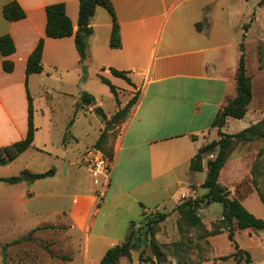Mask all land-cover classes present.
Wrapping results in <instances>:
<instances>
[{
  "label": "crops",
  "instance_id": "obj_1",
  "mask_svg": "<svg viewBox=\"0 0 264 264\" xmlns=\"http://www.w3.org/2000/svg\"><path fill=\"white\" fill-rule=\"evenodd\" d=\"M9 1L0 0V36L10 34L15 51L9 55L0 51V146L20 140L27 133L26 61L39 38L44 37L43 70L28 76L37 128L29 148L37 145L38 133L42 131L45 137L37 149L59 163V167L52 166L55 173L46 177L63 172L74 181L75 188L68 196L69 201L59 210L63 219L53 224L67 230L65 235L69 243L81 233L87 241L97 216L117 207H123L128 215H133L138 204L146 208L144 204L151 202L154 208L161 209L172 202L169 209L172 210L183 196L200 194L198 189H192L190 161L208 139H214L218 128L212 123L217 112L237 95L242 42L245 53L248 44L256 48V75H251L252 99L244 117L229 116L221 129L229 133L240 131L264 118V66L259 67L258 51L264 42V1L112 0L120 22V47L110 45L112 18L108 11L106 14L100 8L103 6L97 5L90 19L93 31L87 40L88 58L83 62L74 34L78 28L79 0H17L26 12V16L18 20H9L3 14V6ZM54 2L65 3L74 28L72 35L50 37L45 34V6ZM197 22H201L200 28ZM258 26H261L260 33L252 36ZM4 59L13 61L12 71L4 70ZM84 65L98 69L99 74L111 82L122 78L115 76L111 67L127 70L133 84L123 78L126 85H116L117 90L129 85L138 92L137 100L119 121L114 137L102 144L112 155L113 170L110 185L100 203L96 197L99 186L94 178L84 176L82 171L85 168L90 172L85 152L94 146L103 131V118L95 110L102 101L94 96V104L82 105L81 95L85 91H75V86L82 82ZM56 95L69 97L77 104L64 131H60L52 114ZM38 100L41 102L39 107ZM127 102L126 98L119 99L114 113ZM78 107L100 117L98 135L86 147H80L79 135L74 132L81 119ZM234 119L243 122L238 130L229 128ZM54 133H60L58 143L54 142ZM216 152L213 150L207 155L214 157ZM208 159L204 157L203 170L195 171L196 174H207ZM23 170L35 172L25 167L15 175H20ZM28 175L18 182L0 181L19 185L21 198H26L33 183L38 181L28 182ZM204 179H196L198 187ZM18 210L25 213L15 207L16 213ZM105 226L110 228L109 224ZM95 236L108 240L101 257L108 247L119 243L113 234L97 233ZM123 257L126 256L120 261Z\"/></svg>",
  "mask_w": 264,
  "mask_h": 264
},
{
  "label": "rangeland",
  "instance_id": "obj_2",
  "mask_svg": "<svg viewBox=\"0 0 264 264\" xmlns=\"http://www.w3.org/2000/svg\"><path fill=\"white\" fill-rule=\"evenodd\" d=\"M100 8L107 14L105 7ZM262 23L261 20L260 25ZM260 27L255 28L252 36L260 33L258 31ZM262 44L258 51L264 56V42ZM246 49L247 72L249 75H256V48L253 44H248ZM82 70V82L78 87L75 86V91H79V93L88 91L97 96L102 101L101 107L106 113L113 115L117 106V98L109 86L103 83L97 75L99 70L90 65H85ZM115 80L112 82L115 86L123 87L126 85L123 78H116ZM124 88L117 90L119 99L126 98L127 101L134 94H138L129 85ZM39 105L41 106V102L38 100L37 106L39 107ZM75 106L77 104H73L69 97L55 96L52 114L58 122L60 131H64L65 126L69 125L73 118L72 113ZM78 110L81 119L74 132L79 135L80 147H86L98 135L100 117L97 113H90L81 107H78ZM119 121L113 119L107 124L102 119L103 137L101 144L100 146L96 143L93 145L108 154L109 151L102 144L114 137ZM242 126L241 120L234 119L229 128H237L238 130ZM53 136L54 142L58 143L60 133H54ZM44 137L45 134L40 131L37 145L29 148L13 162L7 163L8 165L1 164L0 174L15 175L25 167H29L35 172L46 171L54 165L59 167V163L57 164L52 156L37 149L41 146ZM219 137L218 133L214 134V139ZM212 140L210 138L207 142ZM263 147L264 138L252 141L235 140L220 171L219 182L228 187L230 196L237 197L252 213L264 219V202L259 195V193L264 195V152L258 156L259 150ZM211 156L206 155V158ZM254 166L256 167L255 171ZM82 171L84 176L93 178L85 168ZM29 173V170H23L20 176L23 178ZM190 174V181L193 183L192 189L199 190L200 194L196 196L202 195L201 192L207 191V189L202 187V184L201 187H198L197 180L206 178V173L199 172L196 174L195 171H190ZM66 175L60 172L53 177L38 179L37 182L33 183L31 191L27 192L26 198H21L19 185L11 186L0 181L2 184L0 186V264H3L4 261L1 248L3 244L15 238L26 236L37 225L57 224L63 219L59 210L67 204L68 196L75 188L74 181ZM33 181L30 178L28 180L30 183ZM94 182L98 186L100 185V181L95 180ZM190 196H183L181 201ZM171 204L172 202H168L166 207L161 209L154 208V204L151 202L144 204L146 208L138 204L133 215H128L123 207L107 211L104 215L99 214L87 241L84 240V234L81 233L75 236L72 243H69L65 235L67 230L62 228V225L36 229L33 231L32 239L29 242L7 245L5 251L6 264H100L102 258L100 253L104 247H107L108 240L97 237L95 234H113L120 243L126 239L129 232H138L141 242L137 241L135 247L132 248V259L123 257L119 264H149L150 261L153 264H235L237 261L239 264H246L245 253L233 255L236 249L234 241L228 238L227 230L211 234V231L214 230L213 225L222 216L221 203H204L197 209L202 225L191 223L185 215H181L175 208L169 210ZM15 207L25 211V213H21L19 210L16 213ZM143 211L145 215H142ZM164 212H169L167 218L155 224L154 231L147 232V217H153ZM108 224L110 228L105 226ZM234 237L241 248L250 252V264H264V230L256 228L236 229ZM45 246L50 248L51 253ZM140 254L146 258L147 262L139 261ZM227 254L230 256L223 259L222 256ZM62 255L64 257H61Z\"/></svg>",
  "mask_w": 264,
  "mask_h": 264
},
{
  "label": "trees",
  "instance_id": "obj_3",
  "mask_svg": "<svg viewBox=\"0 0 264 264\" xmlns=\"http://www.w3.org/2000/svg\"><path fill=\"white\" fill-rule=\"evenodd\" d=\"M264 0H261L262 3ZM97 5H101L107 9L112 18V29L110 34V45L112 47L121 46V36H120V22L118 20L115 6L112 0H79V16H78V28L74 33V28L69 15L66 12V7L64 2H54L49 3L45 6L46 10V29L45 34L50 37H64L75 34V44L80 55V60L83 62L88 58V36L92 33L93 28L90 25V19L94 15ZM3 14L9 20H18L26 16V12L21 4L17 0H11L3 6ZM201 22H197V27L200 28ZM241 54L239 59L238 73H237V95L230 99L216 114L212 125L218 128V134L220 137L218 139H213L210 142L202 145L196 154L191 158L190 169L192 171L203 170V159L204 157L213 150H216V155L207 160V174L206 178L202 183V187L206 188L205 191L200 196H190L179 204L175 206V209L181 214L185 215L188 220L196 225H202V220L197 212V209L204 203L219 202L222 204V216L216 222L214 230L211 234L221 233L224 230L228 231V238L234 241V246L236 254H246V264H250L251 254L248 250L241 248L238 242L235 240V230L236 229H248L256 228L264 230V219L256 216L252 213L243 203L237 198L230 196V190L228 187L221 182H219L220 171L223 168L228 151L235 143L238 141H252L254 139L264 138V118L257 123H253L240 131L237 132H224L222 127L226 124L227 118L229 116L234 118H242L245 116L248 104L252 99V76L248 74L246 67V53L244 43L240 44ZM261 48V47H260ZM259 48V49H260ZM44 49V37H40L38 43L34 49L30 52L26 61V80L25 86L27 91L28 99V129L24 138L17 140L11 144L0 146V165L7 164L18 157L22 152L32 146L35 139L36 126L34 123V102L33 97L28 89V76L31 73H39L43 70L42 54ZM0 51L3 55H9L15 51V43L10 34H3L0 36ZM260 64L259 67L264 66V56L260 52ZM85 67V65H84ZM83 67V68H84ZM3 68L6 71H12L14 68V63L10 59L3 60ZM111 72L115 76L124 78L127 82L133 84L129 71L120 70L115 67H111ZM100 79L106 83L110 90L113 92L119 102L117 87L111 82L110 79L102 74H99ZM138 94H134L128 102L121 108H119L110 118L107 117L101 106H96V112L106 121L108 124L111 120H121L123 119L130 107L137 100ZM82 105H90L95 103V97L90 92H83L81 95ZM103 131L99 139L96 141V145L100 146L101 138L103 137ZM264 152V147L259 150L258 156L262 155ZM108 155L112 158L111 153ZM254 166V171H255ZM55 169L51 167L50 169L43 172H30V180H36L49 175H53ZM22 179L20 175L13 176H0V180L8 182H18ZM260 198L264 202V195L259 193ZM144 214V211L142 213ZM169 212L159 213L153 217H147V232L154 231V225L165 220ZM55 227L53 224L37 225L32 228L29 233L21 238L14 239L8 243L2 245L4 264H6L5 251L7 245L16 244L20 242H29L32 239V233L36 229ZM141 239L138 236V232L131 233L127 235L126 239L120 243H116L108 247L100 260V264H118L122 256H126L129 259L132 258V248L135 247L136 242ZM45 248L51 253L50 248L45 246ZM230 254L223 255V259H227ZM61 257H64L63 255ZM139 261L147 262L141 254L139 255ZM149 264H153L152 261ZM235 264H239L237 261Z\"/></svg>",
  "mask_w": 264,
  "mask_h": 264
},
{
  "label": "built area",
  "instance_id": "obj_4",
  "mask_svg": "<svg viewBox=\"0 0 264 264\" xmlns=\"http://www.w3.org/2000/svg\"><path fill=\"white\" fill-rule=\"evenodd\" d=\"M86 165L96 181H100L97 200L101 202L110 185L113 161L101 148L91 147L85 152Z\"/></svg>",
  "mask_w": 264,
  "mask_h": 264
},
{
  "label": "water",
  "instance_id": "obj_5",
  "mask_svg": "<svg viewBox=\"0 0 264 264\" xmlns=\"http://www.w3.org/2000/svg\"><path fill=\"white\" fill-rule=\"evenodd\" d=\"M28 177H29V175H28Z\"/></svg>",
  "mask_w": 264,
  "mask_h": 264
}]
</instances>
